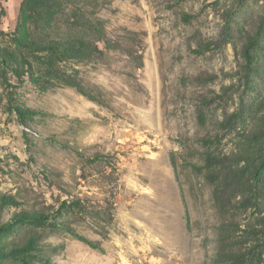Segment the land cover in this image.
<instances>
[{
    "label": "rangeland",
    "instance_id": "1",
    "mask_svg": "<svg viewBox=\"0 0 264 264\" xmlns=\"http://www.w3.org/2000/svg\"><path fill=\"white\" fill-rule=\"evenodd\" d=\"M0 264H264V0H0Z\"/></svg>",
    "mask_w": 264,
    "mask_h": 264
},
{
    "label": "trees",
    "instance_id": "2",
    "mask_svg": "<svg viewBox=\"0 0 264 264\" xmlns=\"http://www.w3.org/2000/svg\"><path fill=\"white\" fill-rule=\"evenodd\" d=\"M100 38H101V40H103L105 42L106 48L115 49V50H123L128 55L134 56V53L132 51H130V47L128 48V46L125 45L126 41H124V37L120 38V39L109 38L106 35L105 32L100 30ZM127 39H128V37H127ZM89 47L92 48L93 47V43H89ZM31 49H33V48H31ZM46 50L47 51H51L52 53L54 52L56 54L58 52V54L68 55V56H71V57H74V56H78L79 57L80 56V52L79 51H74V50H76L75 47H72L70 45H65V44H62V43L52 42L47 47ZM80 88H81L80 89L81 92H83V93L88 95V93H86V91H84L83 87H80ZM98 95H99V91H97V89H95V88L92 89V87L89 88V98L94 100V101H97V102H100V103H104L105 101L102 98H100ZM102 158H104V156H102ZM97 159H100V158H97ZM71 205L73 207H75V208H81V206H83L82 202L79 201V200H76V201L73 200L71 202ZM186 219H187V221H189V214L188 213L186 215Z\"/></svg>",
    "mask_w": 264,
    "mask_h": 264
}]
</instances>
